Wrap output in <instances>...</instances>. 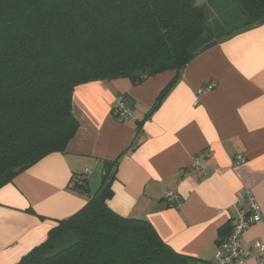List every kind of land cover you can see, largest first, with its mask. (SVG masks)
I'll return each instance as SVG.
<instances>
[{"label": "crops", "instance_id": "0c3cea01", "mask_svg": "<svg viewBox=\"0 0 264 264\" xmlns=\"http://www.w3.org/2000/svg\"><path fill=\"white\" fill-rule=\"evenodd\" d=\"M176 75L170 69L140 84L117 78L75 88L79 127L66 151L45 156L0 188V264H17L59 220L85 206L103 184L106 163L115 160L108 205L150 221L175 251L199 258L197 264L214 261L242 189L253 192L262 215L242 241L264 245V23L199 53L139 128ZM120 93L134 102L127 121L111 110ZM196 155L204 156L203 169H193ZM87 169L89 191L74 190L73 179ZM169 191L180 195L179 205H168Z\"/></svg>", "mask_w": 264, "mask_h": 264}, {"label": "trees", "instance_id": "16d2710c", "mask_svg": "<svg viewBox=\"0 0 264 264\" xmlns=\"http://www.w3.org/2000/svg\"><path fill=\"white\" fill-rule=\"evenodd\" d=\"M194 4L0 0V188L45 156L66 151L79 127L72 106L77 86L117 78L140 84L155 74L153 69L176 70L138 122L141 128L205 44L255 28L264 18V0ZM234 5L243 23L217 32L224 29L219 17ZM144 69L145 75L138 74ZM117 165L118 160L106 163L103 184L112 180L102 197L95 193L79 211L59 220L48 239L17 264H197L199 258L175 251L150 221L122 216L108 205ZM77 176L73 189L87 193L85 174ZM230 228H221V234Z\"/></svg>", "mask_w": 264, "mask_h": 264}, {"label": "built area", "instance_id": "2783aa9c", "mask_svg": "<svg viewBox=\"0 0 264 264\" xmlns=\"http://www.w3.org/2000/svg\"><path fill=\"white\" fill-rule=\"evenodd\" d=\"M214 82L209 83L206 89H212ZM202 91V90H201ZM113 115L120 121H127L133 118V100L124 93H120L115 98L112 105ZM211 156L207 153L205 157ZM203 155H196L194 158L193 169H203ZM243 156H238L237 163L244 162ZM89 170L85 171V175ZM78 178V176L76 177ZM169 206H177L180 202V195L175 191H169L165 195ZM236 213L231 219L230 231L218 241V248L215 253L214 261L211 264H248L250 260L255 264H264V245L260 240L253 243H244L243 234L254 224L262 220L261 207L249 189H242L238 193L235 205Z\"/></svg>", "mask_w": 264, "mask_h": 264}, {"label": "water", "instance_id": "95a60500", "mask_svg": "<svg viewBox=\"0 0 264 264\" xmlns=\"http://www.w3.org/2000/svg\"><path fill=\"white\" fill-rule=\"evenodd\" d=\"M207 1H208V0H195V4H194V6H195V7H199V6L203 5V4H205ZM263 23H264V18L261 19L259 22H257L255 25H256V26H259V25H261V24H263ZM217 43H218V41H217V40H214V41H211V42L205 44V45L199 50V53H201V52H203V51H205V50H207V49L212 48V47L215 46ZM158 72H159L158 69H153V70H152V73H155V74H156V73H158ZM146 73H147V70H146V69L141 70V71H138V74H141V75H145ZM116 169H117L116 167L113 168V170H112V176L115 174ZM111 180H112V178H109V179L107 180V182L104 183V184L102 185V187L99 189V191H98V193H97V195H96V198H100V197H102V195L104 194L105 190L108 188V186H109Z\"/></svg>", "mask_w": 264, "mask_h": 264}, {"label": "rangeland", "instance_id": "374dc122", "mask_svg": "<svg viewBox=\"0 0 264 264\" xmlns=\"http://www.w3.org/2000/svg\"><path fill=\"white\" fill-rule=\"evenodd\" d=\"M238 7L237 6H228L226 10V16H222L221 18L219 17V22L220 24L224 27V29H221L217 32L225 31V30H230L233 27L239 26L240 24L243 23V20L240 19L238 16ZM212 17V14H210V19ZM215 19V18H214ZM211 24L213 22L209 21ZM166 71V70H165ZM164 72V71H163ZM134 103V102H133Z\"/></svg>", "mask_w": 264, "mask_h": 264}]
</instances>
